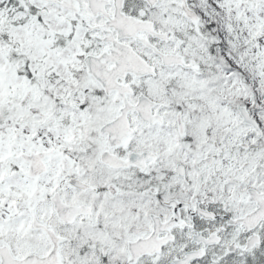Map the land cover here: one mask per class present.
<instances>
[{
    "label": "snow or ice",
    "instance_id": "1",
    "mask_svg": "<svg viewBox=\"0 0 264 264\" xmlns=\"http://www.w3.org/2000/svg\"><path fill=\"white\" fill-rule=\"evenodd\" d=\"M0 264H264V0H0Z\"/></svg>",
    "mask_w": 264,
    "mask_h": 264
}]
</instances>
